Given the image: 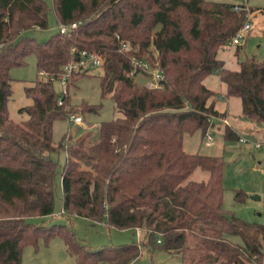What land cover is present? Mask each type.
<instances>
[{
    "label": "trees",
    "instance_id": "16d2710c",
    "mask_svg": "<svg viewBox=\"0 0 264 264\" xmlns=\"http://www.w3.org/2000/svg\"><path fill=\"white\" fill-rule=\"evenodd\" d=\"M235 4L209 0H0V264H20L22 248L59 236L77 264H130L141 248L175 255V264H259L264 258V224L249 223L223 204V157L186 153L185 133H205L225 114L215 108L217 92L204 79L218 73L227 97L241 99L242 114L264 125V61L248 58L231 70L218 58L245 22ZM56 24L76 27L43 42L22 33ZM252 11V9H251ZM264 15V8L258 10ZM125 44L129 48L121 49ZM237 51L240 44L235 45ZM81 51L102 56L100 95L116 112L97 135L81 134L64 145L65 160L51 154L54 120L66 117L69 102L55 92L63 67ZM33 53L39 73L24 93L27 119L8 117L9 70ZM161 72L154 87L128 76L130 57ZM86 71L72 73L67 87ZM81 112L99 105L84 102ZM226 140H239L229 126ZM212 145V144H211ZM208 146V145H207ZM210 146V145H209ZM205 179L192 178L197 170ZM60 176L61 214L106 220L116 229L139 231L136 243L91 249L64 224L35 225L51 215L54 181ZM245 193L235 192L244 202ZM238 237L240 241L233 238ZM159 240V242H157Z\"/></svg>",
    "mask_w": 264,
    "mask_h": 264
},
{
    "label": "rangeland",
    "instance_id": "374dc122",
    "mask_svg": "<svg viewBox=\"0 0 264 264\" xmlns=\"http://www.w3.org/2000/svg\"><path fill=\"white\" fill-rule=\"evenodd\" d=\"M51 8V0H45ZM213 2L242 3V0H209ZM248 6L252 9L250 20L251 29L245 33V38L240 42L237 51L235 45H228L218 52V58L231 70H238L240 62L248 58H256L264 61V15L258 10L264 8V0H248ZM57 24L50 11L47 14V26L45 28H32L24 31L22 36L34 38L37 42H43L53 33L57 32ZM102 68H95L85 72L84 76L77 77L67 87L69 102L67 116L54 120L52 124L51 142L61 148L51 154V158L58 164V172L65 160L64 145L74 144L75 139L85 132L90 136L97 135V126L102 121L116 118L119 114L115 110L109 95H100V76ZM12 94L7 102L8 117L19 123L27 119L24 112H19L21 107L31 103L25 96L24 88L31 85L39 76L35 64V56L29 53L20 66L9 70ZM133 80L139 85H145L154 80L150 75L136 74ZM218 73L207 76L203 83L209 89L218 93L216 107L227 113V120L233 126L234 131L246 142L239 140L228 141L224 137V127L227 124H215L211 128L213 134L212 145L207 146L202 130L183 135V150L186 153L205 154L223 157L225 169L223 172V204L224 208L249 223L264 224V125L256 124L245 118L242 114L241 99L236 96L225 97L224 86L220 83ZM55 92H61V83H53ZM99 105L96 112H81L84 105ZM69 115L80 116V122L69 120ZM229 126V125H228ZM249 128V130H248ZM256 144H260L258 148ZM207 173L197 169L192 178L205 179ZM241 190L245 193L244 202L235 200V192ZM54 206L51 215L43 217H31L29 222L35 225L51 226L52 224H64L70 227L76 240L91 249L104 246H116L138 242L133 229H116L107 226L106 220L92 221L76 215L65 216L61 214V187L60 176L56 175L54 181ZM240 241L238 237L233 238ZM177 257L168 254L159 248L151 251L141 248L139 256L130 264H175ZM20 264H77L59 236H53L48 240L42 237L37 239L36 245H26L22 248Z\"/></svg>",
    "mask_w": 264,
    "mask_h": 264
},
{
    "label": "built area",
    "instance_id": "2783aa9c",
    "mask_svg": "<svg viewBox=\"0 0 264 264\" xmlns=\"http://www.w3.org/2000/svg\"><path fill=\"white\" fill-rule=\"evenodd\" d=\"M248 0H242V3H235L233 9L236 12H245V22L241 29L236 33L234 38L231 40L229 45H238L241 40L245 38V33L251 29V17L252 11L248 6ZM76 27V23H71L70 25L58 24L57 30L60 33H65L68 29H73ZM129 48L125 44L121 45V49ZM102 66V56L94 52L81 51L76 59L70 60L64 67L62 74L60 75L59 82L61 83V93L65 94L67 92V80L72 73L89 71L95 68H101ZM150 75L154 80L153 83L148 82L145 84L147 87H154L157 85L158 81L161 79V72L158 69H154L150 64L144 59H138L134 56L130 57V68L128 70V76L133 79V77L138 74ZM69 120L74 122H80L81 117L75 115H69ZM221 124H228L227 119H220ZM205 144L211 145L213 142V134L211 128H209L205 133ZM240 142H246L245 139L241 138ZM260 147V144H256ZM62 212V211H61ZM137 237H139V231L136 232ZM159 242V240H157ZM259 264H264V258Z\"/></svg>",
    "mask_w": 264,
    "mask_h": 264
},
{
    "label": "crops",
    "instance_id": "0c3cea01",
    "mask_svg": "<svg viewBox=\"0 0 264 264\" xmlns=\"http://www.w3.org/2000/svg\"><path fill=\"white\" fill-rule=\"evenodd\" d=\"M226 66V65H225ZM221 83V82H220ZM222 84V83H221ZM223 85V84H222ZM224 88V87H223ZM223 93H224V95H225V88H224V90H223ZM218 97V96H217ZM217 97H216V99H215V108H216V110L219 112V113H221V114H225V115H227V113L225 112L224 113V111H220V110H218L217 109V107H216V102H217ZM225 97H227L226 95H225ZM227 98H229V97H227ZM228 119V118H227ZM228 123H229V127L234 131V129H233V126H231L230 125V121L228 120ZM224 129H225V127H224ZM248 130H249V128H248ZM235 132V131H234ZM182 147H183V142H182Z\"/></svg>",
    "mask_w": 264,
    "mask_h": 264
}]
</instances>
